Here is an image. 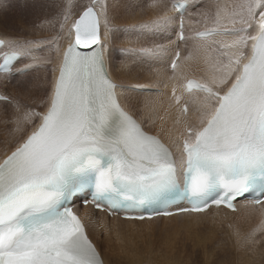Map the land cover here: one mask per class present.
Masks as SVG:
<instances>
[{
  "label": "snow or ice",
  "instance_id": "1",
  "mask_svg": "<svg viewBox=\"0 0 264 264\" xmlns=\"http://www.w3.org/2000/svg\"><path fill=\"white\" fill-rule=\"evenodd\" d=\"M71 7L64 5L60 24L68 26L63 50L55 36L0 39V77L40 65H52L53 74L43 112L17 108L16 130L33 125L32 131L0 158V264H103L77 200L139 221L211 206L236 211L240 200L264 207V0H212L201 13L199 42L183 57L195 53L203 61L199 79L185 74L177 46L169 65L176 112L169 144L146 132L120 102L109 73L113 29L106 0H90L75 18ZM164 7L154 20L124 29L144 38L121 48L123 55L146 66L160 62L167 49L152 37L177 16L178 41L189 42L187 4L170 0ZM46 45L59 63L40 54ZM256 231H264V222L249 241Z\"/></svg>",
  "mask_w": 264,
  "mask_h": 264
},
{
  "label": "rangeland",
  "instance_id": "2",
  "mask_svg": "<svg viewBox=\"0 0 264 264\" xmlns=\"http://www.w3.org/2000/svg\"><path fill=\"white\" fill-rule=\"evenodd\" d=\"M125 1H127V2H125ZM132 1H134V0H106V3L109 4L108 5L109 25L113 29V34L114 33L116 34L119 31V33H117L118 38H113V40L116 42L112 45L114 48H118V49L124 48V47H121L119 44L121 41H123L122 39H124V34H123V32H121V29L123 30L125 28H122V27H124L125 25H128V26L129 25L130 26L141 25V24H144V23H147V22L154 20L159 15H163V14L157 13L158 9L156 7H155L156 9H154L156 12L153 13V15L151 14V12L154 11V10L152 11L153 8L151 6L153 4L152 2H154V0H152V1L141 0V4H138V3L132 2ZM148 1H150V2H148ZM164 1L165 0H163V2ZM167 1L170 2V0H167ZM207 1L208 0H195V2H194V0H188V2L191 4L190 6L192 9V12L194 11L193 13L191 12L188 14L189 16L191 15L189 22L192 23L193 20H194V22L198 20L197 22L194 23V24H196L195 28L198 27V28L202 29L201 27H205L201 13H203L202 11H205V8H203V7H204V5L206 7ZM210 1H212V0H210ZM23 2H25L26 3L25 5L27 6V7L25 6L24 9H22L23 13H25L27 18L35 20L32 22L30 20L29 25L34 30H36L37 28H40L41 29L40 31L43 32V35L40 36L37 34H33V35L29 36V35H27L29 31L26 30L27 29L26 26L19 25L20 23L15 24L13 26L14 23L12 22V24H11L10 20H9V24L7 25V28L11 29L13 27L11 29V32L12 33L14 32L13 33L14 35L19 34L21 36L20 37V36L16 35L15 36L16 39H20V40H31L32 39L33 41H36V40H48V39H51L52 37L55 36V37H58V43H59V45H61V42H63L64 34L66 31L65 28L67 27V25H65L64 29H61V27H60V24L63 22L64 5L69 3V2L71 3V5H72L71 15H72V17H74L75 14H77L80 10H82L84 6H86L90 3V0H62V1L61 0H10V1H7V2L0 4V12L4 9L9 10L10 8H12V6L14 4H16V6H17ZM50 3H52V4H50ZM121 3H123V4H121ZM134 4H136V5H134ZM112 5L115 6L116 9L111 10L110 8L112 7ZM132 5H134V6H132ZM148 5L151 7H149ZM166 5L168 6V4H166ZM146 6L149 9H146L147 8ZM21 8L15 10V11H18ZM201 9H203V10H201ZM198 10H200V11H198ZM207 10L208 9H206V11ZM196 12H198V15H200V16H198V17L194 16ZM28 13H30L29 15L31 17H29ZM119 13H125V16L123 17V23L120 22V21H122L121 20L122 14H119ZM159 13H161V11H159ZM130 18L132 20H130ZM127 20H128V23H126ZM49 21H51V23H49ZM0 24H2L1 19H0ZM112 25H115V26H112ZM174 25H175V22L172 24L171 31L165 30L163 32H157L152 37V39L156 43H159V44H162L165 46V48L167 49V51H164L167 53L166 55H169L170 48L171 49L173 48L172 46H170V44H171L170 41H171V39H172V41L175 40L174 39V36H175V26ZM200 29H198V30H200ZM4 30H7V29H4ZM138 34L141 35V32L139 31ZM194 35H195V33H194ZM143 38L144 37L142 36V40H143ZM67 40L65 42H63V44H65L67 42ZM176 40L178 41L177 38H176ZM129 43L132 44V45H129V47H130V46H133V44L135 42L129 41ZM179 43H181V42H179ZM188 45H190V43L186 45L187 48H184L186 50V51L184 50V52H183V50H181V47H179L181 52L183 53V56L188 55V52H189V48H188L189 46ZM50 47H51L50 45H46L44 53L42 52L40 54L44 55L47 52L51 57H53V54H54L53 51L54 50L51 51L50 53L48 52V48H50ZM111 52H112V50H111ZM164 52H162L160 54L161 59L163 58L162 56H163ZM115 53H117V52L114 50V52H112L113 63H114V64L112 63V69L118 71L119 77L124 78V79H126V77L130 78L128 83H124V84H128L127 85L128 89L125 88V91L127 90V91H131L134 93L133 95H130V93L128 94V92L124 91V93H126V95H128V97H127L128 100L126 101V103L128 104V107L134 113L136 112L135 114L137 117L143 118L142 116H144V114H143L144 112H143V106L141 105L143 102H140L143 100L141 94L148 92V91H140V90H137V88H142V89L144 88L145 89V88H150L151 86H147V85L135 86L134 84L139 85L140 83L147 84L149 82H154L155 76L153 75V73H154V70H153L154 66L153 65H158V63L152 64L150 66H146V65H141L139 63H135L131 59L130 68L131 69L134 68L133 69V70H135L134 72L137 71L136 74H132V72H129V71L126 72V70H121V69H123L121 66V63H120L122 60V57H118L117 54H115ZM48 54H46V55H48ZM192 61L193 62H191V63H190V60L182 61V64H181L182 68H188V71L190 72V74L197 73L199 76H203L202 73L196 68L197 63L196 64L194 63V59H192ZM25 62H26V60L24 61V63ZM46 66H47L46 68L36 67L35 70H37V71L30 72L31 73L30 76H27V77L23 76V78L20 80V82L17 81L15 79V76H14L10 80L2 79L0 84L6 90V92H10L17 100L21 101V99H27L26 101H29L30 109H32V111H34L33 107L31 108L32 104H31L30 100H32V101L36 100L35 102H33L34 105L42 107V101H45L47 99V93L42 95V93L38 94L36 92L37 86L41 85V83H44V80L47 81L48 86L51 83L50 81L52 79V71L50 73L49 70H51L52 65H46ZM163 69L164 70L166 69L165 63L163 65ZM40 70H44V71H40ZM140 79H142V80H140ZM19 85H20V87L18 88ZM156 85L161 86L160 83H156ZM150 89H152V88H150ZM10 102L11 101H9L7 103V105H10L9 104ZM43 106H44V104H43ZM17 108H18V106L15 108H10V107H7L5 105H2L0 107V125H1L0 128L3 126V128L6 129V127L4 125L5 123L8 124V126H9V121L14 120L13 118L19 114L17 112ZM19 108L21 110H27L24 107H19ZM156 112H157V115L159 118L162 117L164 114L163 110H158ZM144 118L147 120L144 123L146 125H149L148 123H150V120H149L148 116H144ZM159 120L160 119H157V122H153L152 124H154V125L158 124ZM154 125L153 126L149 125V127L151 129H153L152 130L153 132H156V128L159 129V127H155ZM28 130H29V128H27V131ZM27 131H26V133H27ZM20 132L21 131H17L15 134L7 135L3 142L0 141V149H5L8 146L6 144L11 145L15 141L18 133H20ZM149 134L157 136V134H154V133H149ZM82 208H84V207L77 205L78 210L82 209ZM98 217H99V215L96 214L97 219L95 220L94 223H92V226L90 225L91 229H94V232H95L94 237L92 236V238H93V241H94V244L96 245V247L98 246L99 249L102 250L103 253L105 251H107V253H104V254H107L106 256H109V257L114 255V252H112L113 254L111 255V251L106 247V244H108V242H110V241L112 242V246L114 247V251H117V252L126 251L120 246L121 245V243H119L120 239H116V238L112 237L111 240L110 239L108 240L106 238V235H104V230H101V231H99V233H97L98 232L97 224L99 222ZM112 217L107 215L106 221L111 223V220L113 219ZM207 226H209V227H207ZM207 226H206L207 228L206 227H200V228L196 227L198 229H196V228L192 229L193 227H190L191 228L190 229V228H188L187 225H183V223H181V220H172V221H167L164 223L158 222L157 226L152 228V229L150 227H147V226H135V227L133 226L134 229H132V230L137 231V233L135 232L134 235H131V238H129L130 235H127L126 239L128 238L127 241L133 247L137 248V251H136L137 253L134 254L133 251L132 252L126 251V252L129 255H135L137 257H139L141 255L143 257V262H142L143 264H144V260L147 257L149 258L148 259L149 260L148 263L150 262L149 264H153V263H155V264H168V263L169 264H181L182 260L185 256L186 257L183 260L184 263L187 262L185 264H196V263L199 264L202 260L198 259V260L192 261L190 256L188 257V255L192 256V254H190V253H193V252L200 253L201 257H203L202 259H204L202 261V264H210L211 261H213V263L216 262V264H218V263L219 264H225V263L226 264H264L263 263L264 262V260H263L264 259V233H261L260 235H258L256 232L254 237H252V241H249V239H248L249 234L252 233L253 230L256 229L257 227L249 226L247 224L240 223V222L238 224H234V225L231 223H224L223 222V224L221 226H215L214 223H209V225H207ZM187 228L189 231L187 230ZM203 228L205 230H203ZM207 230H210L209 233L213 232V234H214L213 236H215L216 239H214L213 236H212V238H209L208 235H210V234L207 232ZM175 231L177 232V235H176ZM178 231L182 232V233H179ZM188 232L191 233L190 237L188 236V234H189ZM192 232L195 234H193ZM202 232H203V236L206 235V237L205 238L203 236L200 237V240H201V241L199 240L200 243L195 242V241H198L197 239L199 236L202 235ZM205 232H206V234L204 235ZM172 233H173V235H172ZM199 234H201V235H199ZM181 235L182 236L185 235L188 237H185V236L182 237ZM191 235H193V236H191ZM167 236H169V237H167ZM175 236H176V238H175ZM191 237H195V238H191ZM208 238H209V241H208ZM188 239H189V241H188ZM107 240H108V242L106 243ZM210 240L211 241L215 240L216 242H213V241L210 242ZM193 241L195 242L196 245L195 244L193 245V243H194ZM201 242L202 243L205 242V243L201 244ZM207 243L210 244V246ZM214 243H215L216 247H215ZM199 244L201 247L199 246ZM192 245L194 246V248H191V247H193ZM202 245L206 246V248L203 247ZM219 247L221 249L223 248V250H220ZM246 247L249 251H247ZM187 248H188V250H187ZM252 248L254 250L251 251ZM255 249H258L257 250L258 253H255V252H257V251H255ZM128 250H130V249H128ZM204 250H205V252H204ZM241 251H243V252H241ZM184 252H189V253L185 254ZM236 253H238V254H236ZM183 254H185V256ZM215 254H216V256H215ZM221 254H223V255H221ZM143 255H145L147 257H145ZM257 256H259V258ZM144 257H145V259H144ZM247 257L249 258L248 260H246ZM250 257H251V259H250ZM220 259H221V263L219 262ZM216 260H218V262ZM251 260H253V261H251ZM223 261L225 263H222ZM146 262H147V260L145 261V264H146ZM184 263H182V264H184ZM213 263H211V264H213Z\"/></svg>",
  "mask_w": 264,
  "mask_h": 264
},
{
  "label": "bare ground",
  "instance_id": "3",
  "mask_svg": "<svg viewBox=\"0 0 264 264\" xmlns=\"http://www.w3.org/2000/svg\"><path fill=\"white\" fill-rule=\"evenodd\" d=\"M7 1H10V0H0V4L1 3H4V2H7ZM62 1V0H61ZM152 1V0H150ZM148 1V2H150ZM117 2V1H116ZM123 2V1H122ZM127 2V1H125ZM132 2H136L138 4H141V0H134ZM195 2V0H194ZM61 3V2H60ZM153 3V2H152ZM26 3L23 2L21 3L20 5H17L14 4L12 6V8H10L9 10L8 9H4L0 12V19L2 21V24H0V37L2 39H8V40H20V39H16V35L17 36H20L19 34H16L14 35L12 32H11V29L7 28V25L9 24V20H10V23L12 24V22L14 23L13 26L15 24H19V25H23V26H26V30H28V34L27 35H33V34H37V35H40L42 36L43 35V32L40 31L41 29L40 28H37L36 30L32 29L31 26L29 25L30 23V20L31 22L32 21H35L33 19H29L26 17L25 13H23V10L24 7L26 6L25 5ZM52 4V3H50ZM123 4V3H121ZM168 4V7H170V2H168L167 0H165L163 2V0H159V5L156 7L158 10V14H163L164 11H165V5ZM107 5H109L107 3ZM115 5V4H114ZM136 5V4H134ZM132 5V6H134ZM191 4L188 2V6L185 10V12L183 13L184 15V18H185V22H184V29H185V36L186 37H190L191 39L189 40V42L187 44L190 43V45H188L189 47V51L192 50L193 48V45L198 43L199 41H197L195 39V35L194 33L200 29V28H195L196 24H194V20L193 22H189V19L191 17V15L189 16L188 14L192 12V9H191ZM212 5V1L208 0L207 1V5L203 8H205V11L206 9H209V7H211ZM149 6V5H148ZM22 7V8H21ZM27 7V6H26ZM58 7V6H57ZM111 7V6H110ZM147 7V6H146ZM151 7V6H149ZM21 8L20 10L18 11H15L17 9ZM44 8V7H43ZM54 8V7H53ZM152 11L156 8L152 7ZM202 8V7H201ZM111 10H114L116 9L115 6L112 5V7L110 8ZM139 9V8H138ZM146 9H149L148 7ZM200 9V8H199ZM55 10V9H54ZM83 10V9H82ZM82 10H80L79 12H81ZM118 10V9H117ZM203 10V9H201ZM119 11V10H118ZM159 11H161V13H159ZM200 11V10H198ZM205 11H202V12H205ZM75 14V16L73 18H75L78 14ZM156 11L154 10L153 12H151V14L153 15V13H155ZM194 12V11H193ZM192 12V13H193ZM30 13H28L29 15ZM117 14V13H116ZM119 14H122L121 17H122V21H120L121 23H123V17L125 16V13H119ZM118 14V15H119ZM117 15V16H118ZM147 15V14H146ZM151 15V16H152ZM169 15H173V13L169 12ZM194 15V14H193ZM25 16V17H24ZM144 16V15H143ZM155 16V15H154ZM158 16V15H157ZM161 16V15H159ZM194 16H200L198 15V12L195 13ZM29 17H31L29 15ZM140 17V16H139ZM60 18V17H59ZM144 18V17H143ZM178 19H179V16L176 17V21H175V36H174V41L176 43H171L170 46H172L173 48L171 49L170 48V52H169V55H166L167 53L164 52L163 54V58L160 59V62H158V65H153V70H154V73L153 75L155 76V80L154 82H149L147 84H142L140 83L139 85L137 84H134L135 86H144V85H147V86H151L150 88L151 91H148V92H145V93H142V101L140 102H143L141 105L143 106V114L144 116H148L149 120H150V123H148L150 126L154 125L152 124L153 122H157V119H160L158 121V124L154 125L155 127H159L156 128V132H153L149 125H146L144 122L147 121L144 116H142L143 118L141 117H137L136 116V112L134 113L129 107H128V104L126 103V101L128 100V95H126V93H124L125 91V88L128 89L127 85L128 84H124V83H128L130 78L129 77H126V79L124 78H121L118 76V71L116 70H113L112 69V63H113V54L112 52H114V50L117 52L115 54H117L118 57H122V60H121V66L123 69L121 70H126L129 71V72H132V74H136V72H134L135 70L131 69L130 68V61H131V58L126 56V55H123L118 49V48H114L112 45L114 43H116L113 38H118V34L119 31L115 34H113V38L110 42V50H112L111 52V59L109 61V73L113 79V81L116 83L117 85V92L119 94V98H120V102L123 106H125L133 115L134 117L138 120V122L141 123V125L143 126L144 130L146 132H149V133H154V134H157V136L162 140V142L166 143V144H169L170 143V137H174L176 135V131H175V125H174V120H175V116H176V112H175V109L174 107H170V105H172V84L174 83V81H171L169 80V76L171 75V70L169 68V63H170V60H171V57L174 55L175 51H176V48L177 46L181 47V50H183L184 52V48H187L185 44L183 43H179L176 38H177V22H178ZM200 19V18H199ZM130 20H132L130 18ZM192 20V19H191ZM134 21V20H133ZM202 21V20H201ZM70 23V22H69ZM128 23V20L127 22ZM2 25V26H1ZM112 26H115V25H112ZM126 26V27H125ZM124 27L122 28H125L127 29L128 27L130 28L131 26L129 25H125ZM200 27V26H199ZM202 30L204 29V27H201ZM4 29H7V30H4ZM9 29V30H8ZM172 29V24L168 26V31H171ZM65 34H64V38H63V42H65L67 39V42L65 44H63V42H61V45L60 48L61 50H63L64 48L67 47V44L69 42V38L67 36V30H68V26L65 28ZM120 30V29H119ZM13 31V30H12ZM31 31V32H30ZM104 31V26H103V23L101 24V33H103ZM121 32H123L124 34V39H122L123 41H121L119 44L121 47H129V45H132L129 43V41H136L138 38L142 41V36L139 35V31H124V29L122 30L121 29ZM19 33V32H18ZM64 33V32H63ZM136 34V35H135ZM126 36V37H125ZM21 37V36H20ZM29 38V37H28ZM157 38V37H156ZM32 40V39H31ZM172 41V39H171ZM133 43V42H132ZM188 50V49H187ZM186 51V50H185ZM54 54H53V57L52 59L56 62V63H59V59L60 57L57 55V53L55 51H53ZM44 53V52H43ZM48 54L47 52L44 54L46 55ZM49 55V54H48ZM171 55V56H170ZM181 56H182V60H181V64H182V61L183 60V53L181 52ZM193 59H194V63L196 64V68L202 73V75H204L205 73V69H206V66L203 64V61L201 59H199L195 53H193ZM28 61L26 60L25 63H27ZM193 62L192 59L190 60V63ZM136 63V62H135ZM160 63V64H159ZM166 65V69L164 70L163 69V65ZM114 64V63H113ZM36 67H40V68H46L47 66L46 65H40V66H34L32 69H30L26 74L24 75H16L15 76V79L17 81L20 82V80L23 78V76L27 77V76H30L31 73L30 72H33V71H37L35 70ZM34 69V70H33ZM117 69V68H116ZM185 74L189 77H192V78H197L199 79L200 77L202 76H199L197 73L195 74H190V72L188 71V68H183ZM40 71H44V70H40ZM50 73H51V70H49ZM157 73H159V75H157ZM46 75V74H45ZM153 76V77H154ZM132 78V77H131ZM147 78V77H146ZM4 79L2 77H0V82L1 80ZM52 79H53V74H52ZM52 79H51V83L50 85L48 86L47 84V81L44 80V83H41V85H38L37 86V89H36V92L39 94V93H42L43 94H48L50 91H51V84H52ZM143 79V78H142ZM140 79V80H142ZM24 80V79H23ZM22 80V81H23ZM133 81V80H132ZM40 82V81H39ZM146 82V81H145ZM144 82V83H145ZM156 83H160L161 86H157ZM175 83H177V85H179L181 83V81H175ZM22 85V84H21ZM20 87V85L18 86V88ZM25 87V86H24ZM148 88V89H150ZM137 89H142V88H137ZM144 89V88H143ZM32 90V89H31ZM0 92L3 96L7 97L8 100L7 102L5 100H0V107L2 105H5L7 107H10V108H15V107H24L26 108L27 110H32L30 109V105H29V101H26L27 99H21V101L17 100L10 92H6V90L2 87V85L0 84ZM22 92V91H21ZM125 92H128V94L130 93V95H133L134 93L131 92V91H125ZM178 92H179V88H178ZM140 95V94H139ZM15 98V99H14ZM35 98V97H34ZM141 100V99H140ZM11 101L9 104L10 105H7V103ZM31 101V108L33 107V110L35 112H43L44 111V106H43V103H42V107H39V106H35L33 102H35L36 100ZM158 110H163L164 111V114L162 117H158L157 115V112ZM17 116H15L13 119H15ZM14 120H10L9 121V126L8 124H4L6 129L3 128V126L0 128V141L3 142L4 139L6 138L7 135H10V134H15L17 132L16 130V125L13 123ZM35 123H38V119H34V124ZM1 126V125H0ZM32 127L33 125H26L24 126V129L23 131H21L20 133H18L15 141L9 145V144H6L8 145L5 149H0V158H3V156L10 152L11 150H13L16 145L23 139V137H25L28 133H30L32 131ZM27 128H29V130L27 131ZM8 131V132H7ZM27 131V133H26ZM7 132V133H6ZM2 139V140H1ZM175 148H173V151L175 152ZM6 151V152H5ZM237 210L232 212V211H228L224 208H210L207 212H203V213H180V214H177V215H173V216H170V217H155L151 220H143V221H139V220H125V219H121L120 217L118 216H113L112 220H111V223L110 222H107L106 221V217H107V214L105 212H101V211H97V210H94L92 208H90L89 206H86L82 209H76L78 211V214L81 218V220L83 221L84 223V226H85V230H86V233L89 237V239L92 241V243L94 244V241H93V238L92 236L94 237V229H91L90 225L92 226V223L95 222V220L97 219L96 218V214L99 215V222L97 224V230L99 233V231L101 230H104V235H106V238L109 240L112 239V237L116 238V239H120L119 243H121V247L126 250L127 252H134V254H136L137 252V248L133 247L126 239V236L127 235H130L129 238H131V235H134V233L137 231H133L132 229H134L135 226H147V227H150L151 229L156 227L158 222L159 223H164V222H167V221H172V220H181V223H183V225H187L188 228L190 227H193L192 229L198 227H206L207 225H209V223H214L215 226H221L224 223H231V224H238L239 222L240 223H244V224H247L249 226H254V227H257L258 225H260L262 222H264V207H261V206H252V205H247L246 203L244 202H238L237 203ZM134 226V227H133ZM209 227V226H207ZM206 227V228H207ZM130 228V229H129ZM137 228V227H136ZM187 228V230H188ZM196 228V229H198ZM191 229V228H190ZM211 229V228H210ZM176 230V229H175ZM203 230H205L203 228ZM189 231V230H188ZM201 231V230H200ZM199 231V232H200ZM210 230H207V232L209 233ZM174 232V231H173ZM179 232V231H178ZM198 232V233H199ZM258 235H260L261 233H264V231H256ZM166 233V232H165ZM164 233V234H165ZM176 235H177V232L175 231ZM179 233H182V232H179ZM189 233V232H188ZM187 233V234H188ZM193 233V232H192ZM207 233V234H208ZM215 233V232H214ZM190 234H188V236L190 237ZM195 234V233H193ZM206 234V232L204 233V235ZM210 235L209 238H212V236L214 235L213 232H210L209 233ZM166 235V234H165ZM164 235V236H165ZM173 235V233H172ZM198 235V234H197ZM201 235V234H199ZM180 236V235H179ZM182 236V235H181ZM185 235H183L182 237H184ZM188 236H185V237H188ZM193 236V235H191ZM196 236V235H195ZM203 236V232H202V235L198 237V241H195V242H199L200 243V237ZM217 236V235H216ZM169 237V236H167ZM172 237V236H171ZM204 238L206 237L203 236ZM125 238V239H124ZM136 238V237H135ZM176 238V236H175ZM174 238V239H175ZM191 238H195V237H191ZM209 238H208V241H209ZM214 239L215 236H213ZM219 238V237H218ZM263 238V237H262ZM108 240L106 241V243L108 242ZM193 240V239H192ZM196 240V239H195ZM200 240V241H199ZM189 241V239H188ZM204 241V240H203ZM213 242H216L215 240H212ZM210 240V242H212ZM219 241V240H218ZM128 242V243H127ZM194 242V241H193ZM195 242L193 243V245L195 244ZM206 242V241H205ZM205 242H201V244H204ZM179 244V243H178ZM184 244V243H183ZM208 244V243H207ZM217 244V243H216ZM95 245V244H94ZM189 245V244H188ZM192 245V246H193ZM196 245V244H195ZM210 246V244H208ZM215 245V243H214ZM218 245V244H217ZM228 245V244H227ZM96 246V245H95ZM200 246V244H199ZM203 246V245H202ZM106 247L111 251V255L113 254L112 252H114V255L112 256H106L107 254H104V253H107V251H105L104 253L102 252V250L99 249V247L97 246V251L99 252L100 256H101V259L103 261V264H143V257L140 255L139 257L135 256V255H129L126 251L124 252H117V251H114V247L112 246V242H108V244H106ZM186 247V246H185ZM201 247V246H200ZM206 248V246H203ZM208 247V246H207ZM216 247V245H215ZM221 247V246H220ZM219 247L220 250H223V248L221 249ZM223 247V246H222ZM230 247V246H229ZM191 248H194L191 247ZM209 248V247H208ZM211 248V247H210ZM228 248V247H227ZM251 248V247H250ZM249 248V249H250ZM130 249V250H128ZM204 249V248H203ZM238 249V248H237ZM245 249V248H244ZM247 249V247H246ZM172 250V249H171ZM182 250V249H181ZM188 250V248H187ZM197 250V249H196ZM208 250V249H207ZM254 250L253 248L251 249V251ZM258 249H255V251H257ZM186 251V250H185ZM194 251V250H193ZM247 251H249L247 249ZM170 252V251H169ZM205 252V250H204ZM221 252V251H220ZM243 252V251H241ZM185 254L189 253V252H184ZM224 253V252H223ZM245 253V252H244ZM255 253H258L255 252ZM185 254H183L185 256ZM192 254L191 255H188V257L190 256V258L192 259V261L194 260H204L202 259L203 257H201L200 253L198 252H193V253H190ZM238 254V253H236ZM253 254V253H252ZM204 255V254H203ZM212 255V254H211ZM223 255V254H221ZM220 255V256H221ZM246 255V254H245ZM145 256V255H143ZM216 256V254H215ZM255 256V255H254ZM147 257V256H145ZM144 257V259H145ZM186 257V256H185ZM184 257V258H185ZM259 258V256H257ZM183 258V260H184ZM220 258V257H219ZM149 258L147 257L145 260H144V264H145V261L147 260L146 264H149L148 263V260ZM155 259V258H154ZM176 259V258H175ZM180 259V258H179ZM189 259V258H188ZM218 259V258H217ZM222 259V258H221ZM221 259H220V263H221ZM230 259V258H229ZM249 258L247 257L246 260H248ZM251 259V257H250ZM182 260V263H184ZM190 260V259H189ZM214 260V259H213ZM264 260V259H263ZM179 261V260H178ZM202 261L199 263V264H202ZM215 261V260H214ZM218 262V260H216ZM253 261V260H251ZM162 262V261H161ZM181 263V264H182ZM187 263V262H185ZM184 263V264H185ZM213 263V261L210 262V264ZM222 263H225L224 261ZM239 263V262H238ZM250 263V262H249ZM264 263V262H263ZM155 264V263H153ZM169 264V263H168ZM198 264V263H196ZM213 264H216L213 263ZM219 264V263H218ZM226 264V263H225Z\"/></svg>",
  "mask_w": 264,
  "mask_h": 264
}]
</instances>
